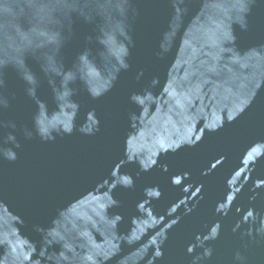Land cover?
Masks as SVG:
<instances>
[{
    "label": "water",
    "instance_id": "95a60500",
    "mask_svg": "<svg viewBox=\"0 0 264 264\" xmlns=\"http://www.w3.org/2000/svg\"><path fill=\"white\" fill-rule=\"evenodd\" d=\"M0 264H264V0H0Z\"/></svg>",
    "mask_w": 264,
    "mask_h": 264
}]
</instances>
